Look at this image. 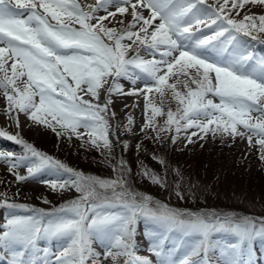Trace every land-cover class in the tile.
Here are the masks:
<instances>
[{
	"label": "snow or ice",
	"instance_id": "snow-or-ice-1",
	"mask_svg": "<svg viewBox=\"0 0 264 264\" xmlns=\"http://www.w3.org/2000/svg\"><path fill=\"white\" fill-rule=\"evenodd\" d=\"M249 5L264 8V0H0L4 117L18 128L23 114L58 137L79 139L110 162L121 143L113 135L120 126H112V95H139L147 114L141 131L151 130L152 139L174 131L171 142L176 143L189 129L196 131L186 136L188 143L210 132L241 137L249 146L258 145L264 160V56L251 50L253 42L264 43L258 36L264 33V14H249ZM121 79L142 84L125 93ZM181 83L186 92L177 90ZM166 88L178 102L175 111L164 112L150 98L159 93L163 104ZM157 117H164L162 125ZM132 122L129 117L128 125ZM0 137L22 146L21 153L0 151V161L17 182L48 175L54 178L42 182L52 190L80 194L46 210L0 193V208L6 210L0 250L12 253L11 264H37L41 252H51L40 242L54 240L65 246L43 264H102L94 241L104 246L108 264H120L121 257L123 264H157L138 254L141 220L155 226L146 235L158 264H255L253 242L264 239V218L171 207L131 186L123 158L113 165L115 178H101L70 167L18 133L0 129ZM122 144L128 147L127 140ZM143 175L167 186L147 168ZM174 233L179 234L176 246L166 249Z\"/></svg>",
	"mask_w": 264,
	"mask_h": 264
},
{
	"label": "rangeland",
	"instance_id": "rangeland-1",
	"mask_svg": "<svg viewBox=\"0 0 264 264\" xmlns=\"http://www.w3.org/2000/svg\"><path fill=\"white\" fill-rule=\"evenodd\" d=\"M208 2L212 4L215 3V0H208ZM246 9H250L249 14L255 13L257 16L264 14V8L259 6L249 5L246 6ZM243 14L244 12L241 11V16ZM236 18L239 19L241 17ZM105 23L107 24V21ZM258 36L260 39H264V33H258ZM251 50L256 57L264 56V43L253 42ZM175 71L174 69V72ZM179 79L183 81L185 77L180 75ZM175 80L176 77H171L169 83H174ZM123 81L124 79H121L120 84L123 85L125 93L130 92L133 88V84L124 83ZM141 84L142 82L138 81L136 86H140ZM190 86L195 87L194 84ZM177 90L181 92L187 91L182 83L177 85ZM129 96L132 97L134 95L116 93L112 95L111 109L116 113L112 120V126L113 129H116L117 125L120 126L119 130L115 131L113 135L119 136L121 143L115 145L110 162H106L101 152L95 148L82 147L79 139L73 137L71 140H68L58 137L51 129L34 125L33 122L23 114L20 115V125L17 128L13 121L6 120L4 117L5 101L2 96H0V129H6L10 134L18 133L23 139L32 143L38 149L54 156L70 167L82 171L85 175H96L101 178H115L116 173L113 170V165L117 164L118 161L123 158L127 166L131 169V186L136 191L151 195L154 199L162 200L167 203H169V200L171 203L176 202L181 206H184L183 204H189L190 208L187 209L189 211H215L221 214H233V211L240 212L237 209H231L233 211H230L228 209H223L221 207L215 208L213 206L200 209L195 203L201 202L202 199H212L213 196L218 195L217 193L219 191L220 193L226 192L228 189L218 188L219 182L222 184L226 182V184H230L242 178V176L249 180V182L252 178V182H254L251 184L253 190L248 192V196L252 197L254 201L260 199L258 202L264 204V189H259L257 187L259 185L262 186V182H264L262 179L263 171H260L264 169V160L260 158L258 145L253 143L252 146H249L246 138L236 137L233 139L229 136H224L222 138L219 135L213 136L211 132L204 136L203 139L193 137V142L188 143L186 136L190 135L192 131H196V129H189L187 132L182 130L176 143L171 142V135L175 134L174 131L163 135L160 141H156L151 138L154 136L151 130L141 131L147 118L144 109V101H142L141 121L139 119L135 124L130 105L124 104L125 99ZM150 98L153 99L156 105L160 106L164 112H167L169 108L175 111L178 106V102L171 95V90L167 88L165 89L163 104H161V96L159 93L153 92L150 94ZM129 117H131L133 121L131 125H128ZM156 119L158 124H163L164 117H157ZM125 126L131 127L132 131H126ZM124 140L128 141V147L126 149L122 144ZM16 145L17 146H15V143L10 142L0 143V151L21 153L22 149L18 144ZM137 145H140V147L137 148ZM19 150H21V152H17ZM154 156L162 157L166 164L159 163L158 159L153 158ZM145 168L161 175L165 179L167 186L162 188L159 185L153 184L148 177L143 175ZM19 171L21 174L26 173L25 168H21ZM51 178L54 177L44 175L37 180L17 182L14 176L9 173L8 165L4 161H0V193L6 192L10 201L29 205L37 204L36 206L38 208L50 210L80 195L75 189L59 192L54 191L42 182L43 180ZM177 193H179V195H177ZM244 193L247 194V192ZM248 196L246 195V197ZM2 198L3 197H0V199ZM45 200H48L49 203H45ZM208 203L212 205L211 200H209ZM220 205H222V202ZM184 209H186L185 206ZM254 213L264 216L263 211L254 210ZM5 214L6 210L0 208V223L4 222ZM21 214L25 213L22 212ZM236 216L241 217L240 215ZM243 216H245V214H243ZM2 230L3 229H0V231ZM148 231H155V226L151 223L146 225L143 220L139 221L136 236L138 254L149 255L154 262L158 264V257H154V255L148 251L151 244V238L146 235ZM178 236V233L172 234L171 237L166 240L169 242L167 245L165 241L164 247L170 248L169 250L175 248ZM224 238L229 242H235L234 237L228 236ZM45 242L48 243L47 241ZM62 242L63 240H54L51 247H49L51 252L44 257L43 260L54 259L52 253L61 250L56 244L60 245ZM93 247L101 251L102 255L100 259L102 264H108V260H105L103 256L105 251L104 246L101 245L99 241H94ZM253 248L254 253L252 259L255 264H264V239H256L253 242ZM177 253V258H179L183 254V249H180ZM42 254L45 256L43 252ZM5 259L11 264L12 253L10 251L7 252V250H0V264H5ZM124 259V257L119 258L120 264H123ZM247 259L248 257L245 256L244 260L246 261Z\"/></svg>",
	"mask_w": 264,
	"mask_h": 264
},
{
	"label": "trees",
	"instance_id": "trees-1",
	"mask_svg": "<svg viewBox=\"0 0 264 264\" xmlns=\"http://www.w3.org/2000/svg\"><path fill=\"white\" fill-rule=\"evenodd\" d=\"M260 171H263L262 179L264 180V169ZM226 183L222 184L219 182V185H218V188L228 189L226 190V192L220 193V191L218 190L219 191L217 193L218 195L213 196L212 199H202L201 202H197L195 203V205L200 209H206V208H210L211 206H213L215 208L221 207L223 209H228V210L237 209L238 211H242V212H248V211H251V209L253 210V212L254 210L264 212V204H261V202H258L260 199H257V201H254L252 197L248 196V192H251V190H253V187L251 186V184L254 183L252 182V178L249 182V180H247L244 176H242V178L237 179V181L235 180L234 182L230 184L229 183L226 184ZM226 185H230V186H226ZM257 187L259 189H262V188L264 189V182H262V186L259 185ZM244 192H247V194ZM246 195L248 197H246ZM209 200L212 201L211 203L212 205L208 203ZM168 202L169 204H173L179 208H184V206L186 209L190 208L189 204H183L184 206H181V205H178L176 202L171 203V201L169 200ZM221 202H222V205H220Z\"/></svg>",
	"mask_w": 264,
	"mask_h": 264
},
{
	"label": "bare ground",
	"instance_id": "bare-ground-1",
	"mask_svg": "<svg viewBox=\"0 0 264 264\" xmlns=\"http://www.w3.org/2000/svg\"><path fill=\"white\" fill-rule=\"evenodd\" d=\"M142 101H143V97L139 96V95H137L133 98L128 97L125 99L124 104L130 105V107H131L132 114H133L132 117H133L134 123L140 119L141 111H142Z\"/></svg>",
	"mask_w": 264,
	"mask_h": 264
}]
</instances>
